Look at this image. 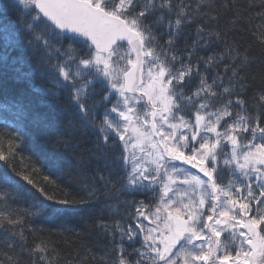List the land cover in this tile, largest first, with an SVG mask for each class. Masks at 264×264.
<instances>
[{"label":"snow or ice","instance_id":"6c2138e0","mask_svg":"<svg viewBox=\"0 0 264 264\" xmlns=\"http://www.w3.org/2000/svg\"><path fill=\"white\" fill-rule=\"evenodd\" d=\"M0 114V264H264V0H0Z\"/></svg>","mask_w":264,"mask_h":264},{"label":"trees","instance_id":"16d2710c","mask_svg":"<svg viewBox=\"0 0 264 264\" xmlns=\"http://www.w3.org/2000/svg\"><path fill=\"white\" fill-rule=\"evenodd\" d=\"M240 35H243L245 39L247 40L248 37L244 33H240ZM4 119H10V117H4L3 114H0V124H2ZM2 163V162H0ZM50 172V167L46 166L45 167V173L49 174ZM61 186L64 187L67 191L77 194L79 192V185L76 184L71 178H69L67 175L61 177L60 179ZM90 209L88 207H83L78 211H70L67 216L62 217L61 220L56 221L55 225L52 223H45L42 224L41 226L45 228H52L56 225H60L61 223H66L68 226L73 227V228H78L79 225L82 224V219L85 217L87 212H89ZM34 223L36 224H41L40 221H35ZM95 234L93 233L91 236L87 237V239L91 240L93 239ZM54 239H60L59 236L54 237Z\"/></svg>","mask_w":264,"mask_h":264}]
</instances>
